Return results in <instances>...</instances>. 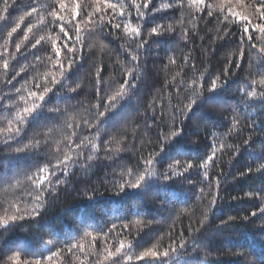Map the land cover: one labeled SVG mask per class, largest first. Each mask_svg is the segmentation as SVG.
<instances>
[{"label":"trees","instance_id":"1","mask_svg":"<svg viewBox=\"0 0 264 264\" xmlns=\"http://www.w3.org/2000/svg\"><path fill=\"white\" fill-rule=\"evenodd\" d=\"M80 2L86 5L91 0H80ZM112 2L120 3L121 0H112ZM161 2L165 0H154L150 7H155ZM205 2L217 4L219 0H205ZM52 3L53 0H17V6L9 10L8 19L0 21V52L7 48L9 53L14 54V57H9L7 73L0 67V127H5L7 120L12 118L9 113L16 111V108L12 106L17 100L15 90L17 88L35 90L37 74L42 75L45 71L51 70L50 64L35 60V56H44L50 52V47L38 46L37 49H31L30 44L25 42L17 53L15 44L22 40L29 24L33 26L37 35L55 34L51 27L45 28L32 17L20 22V29L13 34L8 43H6L7 32L15 26L16 22H19V16L30 10V7H39L47 12L51 9L46 6ZM123 3L128 5L130 0H123ZM252 3L254 0H242L243 6L238 7L237 10L252 16L254 13V9L250 7ZM184 5L182 9L176 7L150 15L142 22L144 34L158 25L165 29L171 25L174 31L170 34L150 37L149 43L140 51L138 70L140 79L136 81L137 88L125 101L121 102L125 105L124 111L130 115V119L113 120L102 126L100 129L101 151L90 168L87 170L76 168L71 170L67 177L58 173V177L53 178V184L57 178L64 182L47 196L46 207L42 210L40 217L35 220L21 221L7 230L0 229V264H11L9 257L17 251L21 253L22 260L33 259L31 255L33 252L43 259L49 255V249L60 252V256L54 258L53 264H80L81 260L86 261V264H97L102 259L100 254L103 249L110 246L114 251L119 246L120 240L132 243V248L126 249L133 255L132 264H144L143 261H135V256L141 251L154 244L163 250L172 242L178 245L180 239L189 236L187 231L189 224L193 227L198 226V220L203 218L211 199L210 195L204 198L199 195L200 187L208 191L207 184L202 183V171L193 169L186 174L187 180H191L195 187L189 186L187 180L177 179L169 189L167 197L152 195L155 189H150L143 200L140 196H131L119 203H114L112 197V193L116 190L113 180H119L120 172L122 170L126 172L127 168L135 166L141 157H146L152 151H158L160 142L158 133L161 130L169 131L167 125L172 123L173 109L168 102L170 99L171 104L175 105L178 101L174 88L166 87V83L170 84L172 77L181 71L179 66H183L184 71L178 79L183 78L186 81L199 76L201 72L207 73L208 76H215L222 73L228 66L230 82L227 88L219 93V101L212 105H205V111L197 110L190 119L184 120L183 124L180 123L182 117L177 114L176 124L183 128L181 143L184 145V153L166 158L162 164L158 163L156 168L163 172L174 159H180L182 163L191 160L194 164H199L208 154H211L210 141L214 140L218 149V158L210 172V179L213 183L215 179H219L220 196L217 206L209 212L208 223L200 234L201 240L208 245L205 249L208 253L207 257L201 252L200 260L206 259L208 264H245L247 259H258L264 256V231L259 230L260 225L264 223V218L259 216L252 218L251 223L237 219L235 223L222 230H217L216 227L221 220H227L228 216L239 218L250 215L252 211H258L261 204H264V201L255 198V195L251 199L246 195V193L255 194L264 188V172L256 171L261 164H264V159L260 158V154L264 152V116L258 111L262 106L258 101L242 103V98L237 91L247 79L252 78L248 76L250 57L246 54L241 67L239 69L235 67L240 35L237 24L229 27L230 35L223 39H216L217 28L224 26L218 24L215 17H209L207 10L201 13L193 10L190 13L187 0H184ZM233 7L237 5L234 3ZM129 11L133 13L129 19L135 25L137 23L135 10L129 9ZM193 16H203V19H198L195 23V27L189 23ZM185 28L190 29L188 41L182 40L179 35ZM109 32H114L115 35L123 38L113 39ZM86 40L83 60L72 78L81 84L78 94H71L73 98L70 100H66L62 93L59 96L49 94L48 103L45 106L46 109L67 107L66 115L56 119L51 114L45 113L39 120L29 122L26 131L14 140H9L6 135L0 134V178L19 172V179L22 181L15 194L10 189L6 192L7 185L0 183V216L5 214L4 209L8 207L5 196L8 200H13L22 195L24 199L21 207L31 206L29 194L35 195V193L30 182L25 179V174L30 175L36 172L38 167L49 161L54 163L53 149L58 142L62 144L69 135L65 121L69 117L78 121L79 116L86 109H92L97 103L95 90L97 68L101 69V95L105 99L123 82L124 72L119 62L128 60L124 48L121 47L127 44L123 32L109 28L103 35L96 33L87 36ZM100 42L105 47H100ZM88 44L92 47H88ZM185 55L190 56L187 65L183 62ZM170 56L176 57V65L169 64ZM230 59L233 62L231 65H229ZM252 59L254 60V57ZM193 62L196 64L195 71L191 69ZM125 66L132 65L126 63ZM22 67L25 68V72L16 76ZM13 76L16 78L13 79ZM68 83L75 87L71 79ZM209 86L210 80L205 79L204 88L207 89ZM21 94L26 95V91ZM153 100L156 101L157 109L155 120H153V112L149 109ZM100 110L102 111L103 108ZM237 114L240 116L250 114L251 118L242 119L240 125L242 131L238 129L229 133L230 118ZM253 121L255 123L250 130L246 126ZM50 129L51 132H49ZM213 133H216L215 137ZM79 135L91 136L93 142H96L94 129H83ZM249 136L253 137L255 143L250 142V146L246 148L243 140ZM30 140L41 142L38 151L19 155L14 153L13 150L16 147H21ZM105 140L110 142L112 149L116 147L115 141H121L123 151L119 154L113 151L110 153L113 158L106 159L103 151ZM221 142L238 146L240 154L234 156L235 147L225 148L223 152H220ZM249 167L254 171L241 177L239 174ZM94 189H98L104 195L97 196V202L88 205L86 196ZM173 192L176 195H172ZM261 194L264 195V193ZM162 202L164 206L160 207ZM113 224L117 227L109 233ZM125 224L128 225L127 228L123 227ZM85 231L100 237L96 241L95 248L86 247L83 254L79 250L68 253L67 248L80 240ZM191 251V248L187 249V252L191 253ZM77 257L80 259L78 260ZM113 259L115 264H125L123 259ZM186 259H188L187 256H182L179 264H184Z\"/></svg>","mask_w":264,"mask_h":264},{"label":"snow or ice","instance_id":"2","mask_svg":"<svg viewBox=\"0 0 264 264\" xmlns=\"http://www.w3.org/2000/svg\"><path fill=\"white\" fill-rule=\"evenodd\" d=\"M154 0H130L128 5L123 3H113L112 0H91L90 3L82 5L80 0H53L51 5H47L50 11L45 12L39 7H30V10L25 11L19 16L15 26L7 32L6 43L10 42L13 34L17 32L21 27V23L26 18H35L40 25L45 28L51 27L54 31L52 34L37 35L33 29V26L29 24L26 31H24L21 41L15 44L16 52H20L22 44H30L31 49H37L50 47V52H47L44 56H35V60L38 62H46L51 65L50 71H45L42 75L37 74L35 77V90H25L23 88H17L15 90L17 94V100L12 106L16 108L14 113H9L12 118L7 120L5 127H0V134L7 136L9 140H14L20 137L25 131L29 122L39 120L45 113L51 114V116L59 119L64 117L67 113V107L61 109L59 107L45 108L48 103L49 94L60 95L63 94L66 100L73 98L71 94H78V90L81 89V84L72 79L78 65L83 60V50L87 44L86 37L92 36L96 33L104 34L106 29L121 30L126 37L127 44L121 45L124 48L126 55L128 56L127 62L120 61L119 66L124 72L123 82L118 85V88L111 94L107 95L106 99L101 95V69L97 68L95 73V90L97 103L93 105L92 109H86L83 114L79 116V120L69 117L65 121V127L69 130L68 137L65 138L63 143H57L53 149L55 155V162L44 164L37 168L36 172L28 175L25 174V179L30 182L31 188L35 195L29 194L31 198V206L21 207L24 197L17 196L13 200H8L5 196V201L8 207L4 209V215L0 216V229L7 230L11 226L18 224L25 220H35L42 215V210L45 209L47 203V196L53 193L56 188L63 183L59 178L56 179L53 184V178L58 177V173L67 177L70 175V171L76 168H83L87 170L92 166V162L98 158V153L101 151V134L100 129L109 121L113 120H128L130 115L124 111L125 105L121 103L125 101L133 90L137 88L136 81L140 79L138 74L140 66V51L145 48L149 43V38L153 36H161L165 33H172L174 29L169 25L166 29L162 26L152 27L147 34L142 33V22H144L148 16L155 13L165 11L172 8H183L184 0H165V2L159 3L155 7H150ZM237 7H233V4ZM17 6V0H0V21H6L8 19L9 10ZM242 0H219L217 4H207L205 0H187V7L189 12L194 10L197 13L207 10L209 17H215L218 24L224 27L217 28L216 39H223L225 36L230 35L229 27L233 24L239 26V41H238V57L235 62V67L240 68L241 62L244 60L246 54L250 57L248 62V76L252 77L247 79L246 82L240 86L237 91L239 92L242 103H249L258 101L262 106L258 111L264 116V0H254V3L250 5L254 9L252 16L245 14L242 11H238V7H242ZM129 9L135 10V19L137 23L133 25L130 17L133 13ZM79 17V18H78ZM198 19H203V16H193V19L189 21L190 24L195 27V23ZM118 21V22H117ZM158 28L160 29L158 31ZM190 29L185 28L179 35L184 41L189 40ZM109 35L113 36V39H121L123 37L115 35L114 32H109ZM198 35V33H193ZM34 41V43L32 42ZM92 47L91 44L87 45ZM100 47L105 45L100 42ZM9 57H14V54L9 53L7 48L3 52H0V60L5 73L9 70L10 60ZM254 57V60L252 59ZM190 56L185 55L183 57L184 65L189 62ZM132 65L126 67L125 64ZM233 62L230 59L229 65ZM169 64L176 65V57H169ZM179 66V65H178ZM180 72H177L172 77L170 84L166 83V87H172L175 90L177 103L171 104L169 99V105L173 109L172 123L167 125L169 127L168 132L160 131L159 137V150L148 153L146 157H141L138 163L127 168V171H121L119 174V180L114 179L113 185L115 191L112 193L114 203H119L121 200L127 199L131 196H140L143 200L144 196L149 193L150 189H155L152 195H169V189L177 179L187 180V175L191 170L197 169L202 171V183L207 184L208 191L204 187L199 188V195L201 198L211 196L209 200V208L205 210L203 218L198 220V226L193 227L192 224L188 226L189 236L179 240L178 245L176 242H172L168 247L160 250L157 244L141 251L135 256V261H143L144 264H179L182 256H187L188 259L184 260V264H208L207 260H200L201 252L207 257L208 253L205 249L208 247L205 241H202L200 234L208 223L209 212L213 211L217 206L220 193V181L219 179H210V172L214 165L217 163V152L215 142L210 141L211 154H208L205 159L199 164H194L191 160L186 163H182L180 159H174L172 163L167 165V168L160 172L157 170L156 165L162 164L164 160L172 155H182L184 153V145L181 143L183 136V128L178 127L176 124L177 114L182 117L180 123L183 124L184 120L190 119L191 115L195 114L197 110L205 111V105H212L219 101V93L227 88L229 80L230 68L226 66L222 73L215 76H208L207 73L201 72L199 76H194L190 80H185L181 77V72L184 71L183 66ZM191 69L195 71L196 64L192 63ZM25 72V68H21L20 72L16 73L19 76L20 73ZM13 76V79L16 78ZM223 76V79H222ZM258 77V79L256 78ZM72 80L71 86L68 83ZM205 79L210 80V86L205 89ZM26 91L25 94H21ZM156 101L149 105V109L153 112V120L156 119ZM7 107V106H6ZM103 108L101 111L100 109ZM209 115H211L210 110ZM250 114L240 116L239 114L233 115L230 118L228 126L229 133L240 129L242 119H250ZM255 121L252 124L247 125L248 129H252ZM83 129L95 130V141L93 137L79 135ZM242 131V129H240ZM52 130L50 129L49 132ZM216 133H213V137ZM250 142L255 143L252 136L243 140V145L247 148L250 146ZM115 149H112L109 141H103V151L105 152V158L111 160L113 157L110 153L115 151L119 154L123 151L121 147V141H115ZM41 146L39 140L29 141L23 144L21 147H16L13 151L19 155L21 153H29L38 151ZM235 147L234 156L240 154L238 146L232 144H225L221 142L219 145V151L223 152L225 148L233 149ZM260 158L264 159V152L260 154ZM254 171L249 167L239 175L241 177L249 175ZM256 171L264 172V164H261ZM19 172H15L12 176L5 175L0 178V183L7 185L6 192L10 189L13 194L20 188L22 181L19 179ZM219 175V174H218ZM15 181V182H13ZM187 184L191 187H195L191 180H187ZM264 188L260 191L253 193H246L251 199L253 195L255 198L264 201ZM176 195L175 192L171 193ZM103 193H100L98 189L92 190V193L86 196L88 205L95 204L97 202V196L103 197ZM238 199V197H233ZM166 202V201H165ZM164 206V202L160 204V207ZM87 207V205L85 206ZM139 215V213H137ZM264 218V204H261L258 211H252L250 215H244L239 218L234 216H228L227 220H221L216 226L217 230H222L226 226L233 224L239 219L241 222H252V218L256 217ZM116 225L113 224L109 229V233L116 229ZM127 228L128 225H123ZM260 231H264V223L260 225ZM107 235V233L105 234ZM183 237V231L181 232ZM90 238V239H89ZM97 235H93L91 232L85 231L80 240L70 245L67 248L68 253H73L79 250L82 254L86 247L95 248ZM132 243H126L124 240L119 241V246L114 251L111 247H105L100 254V259L97 264H115L113 258L123 259L125 264H132L133 255L129 254L126 249L130 250ZM191 248V253L187 252V249ZM33 259H21V253L17 251L13 256L9 257L11 264H53L54 258L60 256L59 251H51L49 249V255L40 258L37 253H31ZM79 260L80 258L77 257ZM80 264H86V261L81 260ZM245 264H264V256L258 259H247Z\"/></svg>","mask_w":264,"mask_h":264}]
</instances>
